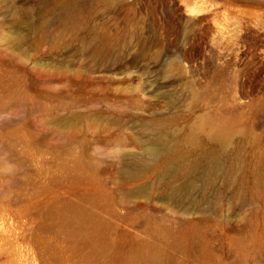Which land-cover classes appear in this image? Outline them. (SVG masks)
Segmentation results:
<instances>
[{
  "label": "rangeland",
  "instance_id": "obj_1",
  "mask_svg": "<svg viewBox=\"0 0 264 264\" xmlns=\"http://www.w3.org/2000/svg\"><path fill=\"white\" fill-rule=\"evenodd\" d=\"M0 264H264V0H0Z\"/></svg>",
  "mask_w": 264,
  "mask_h": 264
},
{
  "label": "bare ground",
  "instance_id": "obj_2",
  "mask_svg": "<svg viewBox=\"0 0 264 264\" xmlns=\"http://www.w3.org/2000/svg\"><path fill=\"white\" fill-rule=\"evenodd\" d=\"M151 151H153V149Z\"/></svg>",
  "mask_w": 264,
  "mask_h": 264
}]
</instances>
